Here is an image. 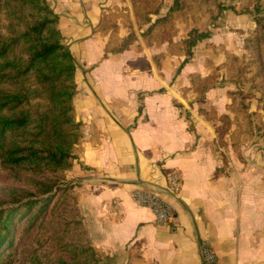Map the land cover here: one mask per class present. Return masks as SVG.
<instances>
[{
    "label": "crops",
    "instance_id": "crops-1",
    "mask_svg": "<svg viewBox=\"0 0 264 264\" xmlns=\"http://www.w3.org/2000/svg\"><path fill=\"white\" fill-rule=\"evenodd\" d=\"M46 2L76 63L73 105L82 140L70 175L98 264H203L202 241L220 264H264V148L230 138L221 145L220 120L208 117L226 114L229 88L191 101L198 96L192 74L206 76L210 55L200 56L202 47L228 46L220 32L200 42L177 73L185 56L168 55L166 46L105 54L108 40L97 27L117 0ZM158 54L164 57L157 64ZM139 59L146 67L136 66ZM173 171L182 181L177 197L167 187ZM135 189L154 190L172 205L174 223H157L133 200Z\"/></svg>",
    "mask_w": 264,
    "mask_h": 264
},
{
    "label": "trees",
    "instance_id": "trees-1",
    "mask_svg": "<svg viewBox=\"0 0 264 264\" xmlns=\"http://www.w3.org/2000/svg\"><path fill=\"white\" fill-rule=\"evenodd\" d=\"M132 2L137 4V0ZM178 6L176 0L170 11H176ZM103 20L98 24V33ZM163 21L166 19L150 25L147 33ZM193 32L196 37L185 42L186 58L177 73L191 57L190 48L210 36L208 31ZM134 39L125 41L124 47L117 51L108 42L105 54L127 50ZM75 72L76 63L61 42L57 16L46 0H0L2 168L14 175L32 174L40 178L47 174L63 176L71 169L82 140L81 123L75 119L73 105ZM44 180L35 183V195L49 193L56 184V181ZM12 195L15 196L10 201L17 205L0 208V264L17 261L14 259L18 238L15 231L21 222L25 231H36L37 225L43 224L49 215H55L64 225L53 233L44 231V249L52 250L48 251L50 255L44 254L46 261H39L40 264H98L96 248L82 222L74 186L23 202H20L24 196L21 193Z\"/></svg>",
    "mask_w": 264,
    "mask_h": 264
},
{
    "label": "rangeland",
    "instance_id": "rangeland-1",
    "mask_svg": "<svg viewBox=\"0 0 264 264\" xmlns=\"http://www.w3.org/2000/svg\"><path fill=\"white\" fill-rule=\"evenodd\" d=\"M175 1L137 0L134 5L132 0H117L102 17L100 34L106 37L115 51L134 37L131 45H136L138 51L143 45L166 46L168 55L185 56L188 49L185 42L196 37L194 30L199 33L208 31L210 35L220 32L228 46L222 42L219 45L207 43L202 47L199 55L204 52L210 55L203 63L206 76L192 74L190 88L198 96L191 101H203L202 97L209 88H229L223 94L228 101L226 114L217 117L211 112L208 117L220 120L217 130L221 145H225L224 139L230 138L231 144L236 146L257 141L264 148V0H178L177 10L171 12ZM162 19L166 21L158 23L148 34L150 25ZM203 40L190 48L192 55L189 60L194 55V48ZM230 42L239 48H234ZM216 56L220 57V62L214 61ZM162 57L164 54H158L154 60L159 62ZM145 65L143 59L136 61V66ZM183 96L189 98L185 94ZM41 179L56 181V184L49 193L35 195V183ZM70 185L75 187L70 170L63 176L47 174L40 178L32 174L14 175L0 166V208L17 205L10 201L15 196H11L13 192L24 195L20 200L23 202ZM19 225L15 231L18 238L14 258L17 261L14 264H40L39 261H46L44 254L50 255L48 251L52 250L44 249V231L56 232L64 222L56 219L55 215H49L43 224L37 225L36 231H25L22 222Z\"/></svg>",
    "mask_w": 264,
    "mask_h": 264
},
{
    "label": "built area",
    "instance_id": "built-area-1",
    "mask_svg": "<svg viewBox=\"0 0 264 264\" xmlns=\"http://www.w3.org/2000/svg\"><path fill=\"white\" fill-rule=\"evenodd\" d=\"M182 181L180 175L173 171L168 175V190L178 196L181 191ZM133 200L139 206L149 208L159 224H173L176 213L172 205L166 202L157 192L151 189H135ZM200 255L203 264H220L215 250L207 241L200 242Z\"/></svg>",
    "mask_w": 264,
    "mask_h": 264
}]
</instances>
